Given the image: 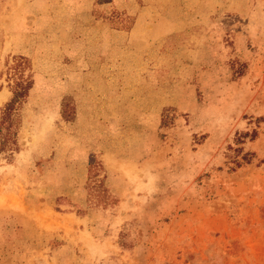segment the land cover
Masks as SVG:
<instances>
[{"label":"rangeland","instance_id":"obj_1","mask_svg":"<svg viewBox=\"0 0 264 264\" xmlns=\"http://www.w3.org/2000/svg\"><path fill=\"white\" fill-rule=\"evenodd\" d=\"M18 56L0 264H264V0H0Z\"/></svg>","mask_w":264,"mask_h":264},{"label":"trees","instance_id":"obj_2","mask_svg":"<svg viewBox=\"0 0 264 264\" xmlns=\"http://www.w3.org/2000/svg\"><path fill=\"white\" fill-rule=\"evenodd\" d=\"M25 64L26 59L23 56L14 58L12 68L14 69V75L18 73V77L14 80L11 98L0 108V151L16 145L12 136V127L18 123L19 104L27 96L32 85L31 79L23 75ZM245 157L247 155H244V159ZM96 186L100 187L99 185Z\"/></svg>","mask_w":264,"mask_h":264}]
</instances>
